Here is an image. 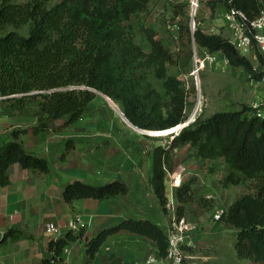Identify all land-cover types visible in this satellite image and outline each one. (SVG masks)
Wrapping results in <instances>:
<instances>
[{"label":"trees","instance_id":"obj_1","mask_svg":"<svg viewBox=\"0 0 264 264\" xmlns=\"http://www.w3.org/2000/svg\"><path fill=\"white\" fill-rule=\"evenodd\" d=\"M150 1L0 0V95L19 107L28 102L38 106L36 132L48 129L50 119L67 117L66 124L78 120L98 91L119 102L126 117L141 129L178 126L188 118V99L181 79L168 73V65L176 62L175 54L152 27L143 26L149 51L136 40L133 16L145 12ZM208 6L212 12L219 7L239 8L253 18L264 0H208ZM192 38L198 46L227 57L233 67H242L256 78L263 75L224 32L212 33L198 24ZM259 62L262 67V55ZM148 71L163 80L170 96L168 102L148 80ZM24 132V128L13 129L11 138L0 148L1 185L10 182L8 168L16 162L40 173L51 169L46 158L24 148ZM172 135L169 147L158 144L152 151L151 183L164 210H169L166 173L173 163L175 147L190 143L200 158L224 160L231 167L224 185L245 179L262 181L256 193H245L225 208L218 221L237 229L238 258L264 264V117L242 103L236 110L199 114L194 122ZM193 182V178L184 181L176 189L179 217L186 215V204L195 199ZM128 191L127 182L120 179L100 184L77 179L65 187L63 195L66 201L73 202L85 197H117ZM122 230L153 239L159 254L167 255L168 237L158 223L128 218L102 229L88 241L87 264H93L110 235ZM23 234L20 228H10L1 241L18 239ZM76 238L70 231L65 237L51 240L49 247L54 257L44 258L42 264H55L57 256Z\"/></svg>","mask_w":264,"mask_h":264},{"label":"crops","instance_id":"obj_2","mask_svg":"<svg viewBox=\"0 0 264 264\" xmlns=\"http://www.w3.org/2000/svg\"><path fill=\"white\" fill-rule=\"evenodd\" d=\"M209 31L215 33L225 31L226 35L230 34L228 26L223 31L219 29ZM204 49L208 50L205 47ZM212 54L217 56L216 59L206 57L204 62V67L207 66L210 73L213 74V68L220 66L221 63L222 67L229 66L230 72L235 68L226 63L221 53ZM230 76L228 87L225 88V85L220 88L219 98L222 100H218L219 105H215L210 114L224 109L236 110L241 107L239 103L246 101L247 104H251L256 99L259 92L256 93L250 82L247 94H240L236 98V71L233 70ZM2 104L10 103L0 99V148L11 138L13 129L24 128L26 132L21 136L24 148L30 153L46 158L51 169L47 173H40L25 168L18 162L8 168L10 182L6 185L0 184V264H42L44 258H53L54 251L50 249L49 243L54 237L46 229L49 222H55L59 227L57 240L65 237L70 231L77 236L64 248L62 255L57 256L55 264H87L88 241L102 229L116 225L124 219H151L165 230L176 215L177 187L192 178L195 199L194 202L186 204L185 216L189 221L199 225V228L203 224H208L199 221L200 218L208 216L213 218L217 210L227 208L235 199L245 194L240 193V187L245 180L233 186L222 185V179L231 170L230 165L224 160L200 159L198 163L194 162L192 165L180 164V167H177L180 170L173 174L168 170L166 189L169 210L166 212L151 183L152 151L155 145L146 150L137 140L140 148L135 147L134 152L137 155L129 159L127 135L121 130L112 129L108 132L119 137L120 142L126 146L122 147L118 155V151L116 155H112L111 152L102 153L100 150L103 148L96 151L92 148L95 147L96 141L102 139L99 135L103 132L100 129H91L94 127L91 121L95 118H88L85 112L81 118L69 124H66L67 117L50 119L48 129L36 132L34 126L38 124L39 111L28 112L21 118L14 112L5 111ZM96 119L98 122L103 121L100 118ZM146 152L150 154L148 162L142 159ZM77 179L93 184L120 179L127 182L129 191L117 197H85L68 202L63 191L70 182ZM261 183V180H257L258 187H254L256 191L252 193L258 191ZM201 198L205 200L202 201ZM194 207H199V211L194 210ZM203 210L204 215H199ZM10 228H20L24 234L18 239L9 238L1 241L4 233ZM192 231L188 232V242ZM187 249L189 258L185 264H196L200 259L199 255L192 252L194 248L188 246ZM153 255H160L153 239L122 230L106 239L93 264H148L146 260ZM232 255L236 257V252Z\"/></svg>","mask_w":264,"mask_h":264},{"label":"rangeland","instance_id":"obj_3","mask_svg":"<svg viewBox=\"0 0 264 264\" xmlns=\"http://www.w3.org/2000/svg\"><path fill=\"white\" fill-rule=\"evenodd\" d=\"M224 12L225 8L223 7H219L216 11L212 12L208 6V0H199L194 14L193 0H151L145 12L133 16L132 20L136 31V40L145 50L149 51L151 47L148 43L145 31H143V26L155 29V31H157V36L174 52L176 62L168 65V73L176 75L182 81V86L187 93L188 104L186 113L188 117L191 116L195 108L199 109L198 114L200 113L206 116L204 113L210 114L211 109H214L215 105H219L218 100H222L219 98L221 97V92L219 93L220 88L225 85V88L228 87L229 81H231L230 75H232L233 70L236 71V98L240 94H247L250 89L248 84V73H246L242 67H232L233 69H231L232 71L230 72V70H228L230 67H222L221 63L220 66L213 68V74L207 71V66L206 68L204 67L205 58L207 57L206 50L198 46L192 38V29L198 24L206 30L219 29L223 31L227 26V24L224 23ZM23 32L27 33V30ZM195 46L201 66L199 71H196L197 57L194 49ZM250 58L253 61V56ZM147 78L152 83L153 87L162 94L163 101L168 102L170 96L166 92L163 80L157 78L152 71L147 72ZM110 100L114 101L98 93L95 101L90 103L85 110V114L88 118H95L91 121L94 126L91 127V129H100L103 132L99 135L102 139L96 141L95 147L92 149L96 151V149L103 148L105 149L104 151L103 149L100 150L102 153L107 154L111 152L112 155H116L115 153L118 151L117 155L120 154L122 147L126 145L120 142L121 139L119 137L111 135V133L108 132L112 129L121 130L127 135L126 141L127 148L129 149L127 150L129 159L137 155L136 152H134L135 147L137 148L141 144L146 150L157 144H163L166 147L170 146L173 138L172 132L152 134L131 126L113 107ZM229 101H231V99ZM114 102L120 108L122 107L119 102ZM244 102L246 103V101ZM239 104V106H241V103ZM2 105L5 111L14 112L16 115L21 116V118L23 114L28 112L34 113L39 111L38 106L32 102H28L23 107L14 106L12 104ZM96 118H100L103 121L98 122ZM137 140H139L140 145L137 144ZM149 155L150 154L146 152L145 157H141H144L142 159L148 162ZM200 159L202 158L197 154L196 148L190 143L177 146L173 149V163L167 167V172L169 170L173 174L175 171L178 172V170H180V168H177L180 167V164L188 166L190 164L192 165L194 162L198 163ZM223 179L222 185L224 186ZM228 185L233 186V183H229L227 186ZM254 187H258L256 179H245L244 184L240 187V193H252L256 191ZM193 209L198 210L199 207H194ZM199 215L203 216L204 210L200 212ZM199 221L208 223L209 225L200 224L201 227L199 228V225L194 222L196 228L193 231L191 230L192 232L189 234V242L194 245L188 246L194 248L192 252L197 253L200 257V259L196 261V264H254L253 262H249L248 259H240L237 255L236 257L232 255L233 252H236L235 242L237 235V229L233 225L225 222H217L218 220L216 221L214 216L213 218L209 216L203 217L200 218ZM205 261H207V263H205Z\"/></svg>","mask_w":264,"mask_h":264},{"label":"built area","instance_id":"obj_4","mask_svg":"<svg viewBox=\"0 0 264 264\" xmlns=\"http://www.w3.org/2000/svg\"><path fill=\"white\" fill-rule=\"evenodd\" d=\"M223 17L230 29V34L228 35L230 42L236 47L241 55H245L249 58L253 56L252 62L254 63V67L264 72V65L260 67L259 62V55H262V58L264 59V6L260 8V11L253 18L249 17L243 10L235 7L225 10ZM195 28L196 26L193 27L192 32ZM194 49L197 57L196 71H199L201 66L199 64L200 60L197 56L196 46ZM206 53L207 57L212 60L217 57L209 50H206ZM225 60L226 63H229L227 57H225ZM248 78L251 85L254 86L256 93L259 92L256 99L249 105L254 109L257 116L264 117V73L260 78L253 77L251 74H248ZM4 98L5 96L0 95V99ZM198 110V108H195L191 116L178 125L181 127H179L175 133H179L180 129L184 126L194 122L200 114H198ZM223 211V208L217 210L214 213V219L219 220ZM195 228L196 225L190 222L186 216L179 217L176 214L165 229L168 237L167 255H153L150 256L146 262L148 264H185L186 259L189 258V252L187 249V246L189 245V242L187 241L188 232L194 230ZM46 229L51 232V235L54 237L53 239L57 240L59 227L56 223H47Z\"/></svg>","mask_w":264,"mask_h":264},{"label":"water","instance_id":"obj_5","mask_svg":"<svg viewBox=\"0 0 264 264\" xmlns=\"http://www.w3.org/2000/svg\"><path fill=\"white\" fill-rule=\"evenodd\" d=\"M195 12L193 11V14H194ZM73 87V86H72ZM98 93H101V94H103V95H105V96H107L106 94H104V93H102L101 91H98ZM109 99H111L109 96H107ZM117 110V109H116ZM121 115H122V117L131 125V126H133V127H135V128H138V129H140L141 131H143V132H147V133H152V134H163V133H173V132H176L178 129H179V127H181V126H176V127H173V128H169V129H165V130H145V129H141V128H139L138 126H136L135 124H133L127 117H126V115H125V113H124V111L121 109V108H119L118 107V110H117Z\"/></svg>","mask_w":264,"mask_h":264},{"label":"bare ground","instance_id":"obj_6","mask_svg":"<svg viewBox=\"0 0 264 264\" xmlns=\"http://www.w3.org/2000/svg\"><path fill=\"white\" fill-rule=\"evenodd\" d=\"M198 1L199 0H193V11L195 12L196 11V9H197V6H198ZM201 100V99H200ZM111 101V104L113 105V107L115 108V109H117L118 110V105H116V103L114 102V101H112V100H110ZM120 108V107H119ZM138 129V128H137Z\"/></svg>","mask_w":264,"mask_h":264}]
</instances>
